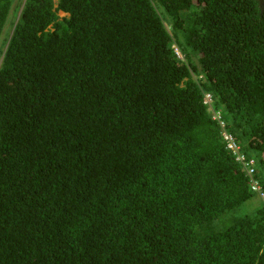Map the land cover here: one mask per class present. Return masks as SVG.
<instances>
[{"label":"trees","instance_id":"1","mask_svg":"<svg viewBox=\"0 0 264 264\" xmlns=\"http://www.w3.org/2000/svg\"><path fill=\"white\" fill-rule=\"evenodd\" d=\"M15 1L0 264H264V0Z\"/></svg>","mask_w":264,"mask_h":264},{"label":"built area","instance_id":"2","mask_svg":"<svg viewBox=\"0 0 264 264\" xmlns=\"http://www.w3.org/2000/svg\"><path fill=\"white\" fill-rule=\"evenodd\" d=\"M176 52L179 54L177 48H176ZM212 102V95L210 94H206L205 96V103L210 105ZM215 119L216 120H219L220 123H221V126L223 128V138H224V141L226 142L228 148L230 150H232L234 152V154L236 155L235 156V159L237 162H240L244 168H246L247 170V175L252 178L251 179V189L253 192L257 193L258 194V197L263 201L264 203V191L263 189L261 188L259 182L257 179H255V176H254V171H255V160H250L248 161V159L246 158L245 155H243L241 153V149L239 147V145L237 144V142L235 141L234 137L226 132V129H225V124L221 122V117L219 115L215 116Z\"/></svg>","mask_w":264,"mask_h":264},{"label":"rangeland","instance_id":"3","mask_svg":"<svg viewBox=\"0 0 264 264\" xmlns=\"http://www.w3.org/2000/svg\"><path fill=\"white\" fill-rule=\"evenodd\" d=\"M24 1L25 0H16L15 1V4H14V6H13V9L11 10V12H12V14H13V12H14V8H15V5L17 6V7H21V5H22V3H24ZM16 2H17V4H16ZM19 3V4H18ZM20 13H21V9H19V11L17 12V17H15V20H17L18 18H19V16H20ZM11 14V13H10ZM61 16H64V14H60ZM14 24L13 25H11V16H9V18H8V21H7V23H6V26H5V28H4V30H3V33H2V36H1V40H0V48H2V45L4 44V40L6 39H8V35L12 32V30L14 29ZM168 29L170 30V27H168ZM176 48H177V46H176ZM177 50L179 51V54H180V57L181 58H184V55L182 54V52L177 48ZM1 62H2V59H0V65H1ZM212 104H213V102H211V104L209 105V106H211V107H209L210 108V110L212 111ZM252 202H256V204L258 205L259 204V201L257 200V199H254V200H252L251 201V203Z\"/></svg>","mask_w":264,"mask_h":264},{"label":"clouds","instance_id":"4","mask_svg":"<svg viewBox=\"0 0 264 264\" xmlns=\"http://www.w3.org/2000/svg\"><path fill=\"white\" fill-rule=\"evenodd\" d=\"M61 14H63V13H61ZM64 16H65V14H64ZM13 31V30H12ZM12 33V32H11ZM8 38L10 37L9 35L7 36ZM173 49L175 50V52H176V46H173ZM179 52V51H178ZM177 53V52H176ZM177 55L180 57V54H178L177 53ZM206 94H210V93H206ZM206 94H205V96H206ZM210 95H212V94H210ZM226 132H228V131H226ZM229 133V132H228ZM222 137H223V134H222ZM224 139V138H223ZM226 143V142H225ZM238 144V143H237ZM228 147V146H227ZM240 147V146H239ZM229 149V148H228ZM240 149H241V147H240ZM261 200V199H260ZM263 202V201H262Z\"/></svg>","mask_w":264,"mask_h":264}]
</instances>
